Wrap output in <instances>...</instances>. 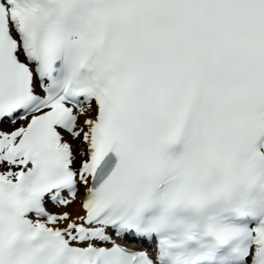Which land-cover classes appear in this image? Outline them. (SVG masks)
<instances>
[{"label": "snow or ice", "instance_id": "snow-or-ice-1", "mask_svg": "<svg viewBox=\"0 0 264 264\" xmlns=\"http://www.w3.org/2000/svg\"><path fill=\"white\" fill-rule=\"evenodd\" d=\"M0 264H264V0H0Z\"/></svg>", "mask_w": 264, "mask_h": 264}]
</instances>
